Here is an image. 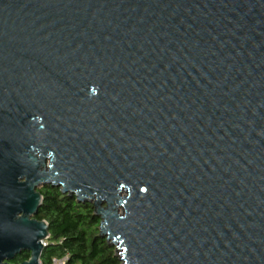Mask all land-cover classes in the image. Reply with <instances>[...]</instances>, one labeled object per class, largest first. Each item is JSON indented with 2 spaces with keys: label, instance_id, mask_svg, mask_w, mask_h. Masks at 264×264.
I'll use <instances>...</instances> for the list:
<instances>
[{
  "label": "water",
  "instance_id": "1",
  "mask_svg": "<svg viewBox=\"0 0 264 264\" xmlns=\"http://www.w3.org/2000/svg\"><path fill=\"white\" fill-rule=\"evenodd\" d=\"M46 185L122 264H264V0H0V264Z\"/></svg>",
  "mask_w": 264,
  "mask_h": 264
},
{
  "label": "trees",
  "instance_id": "2",
  "mask_svg": "<svg viewBox=\"0 0 264 264\" xmlns=\"http://www.w3.org/2000/svg\"><path fill=\"white\" fill-rule=\"evenodd\" d=\"M44 201L36 218L49 223L50 236L41 256V264H122L115 247L99 235L100 220L88 202H79L75 196L62 194L59 188L44 186L40 189ZM29 258L20 253L14 263Z\"/></svg>",
  "mask_w": 264,
  "mask_h": 264
},
{
  "label": "rangeland",
  "instance_id": "3",
  "mask_svg": "<svg viewBox=\"0 0 264 264\" xmlns=\"http://www.w3.org/2000/svg\"><path fill=\"white\" fill-rule=\"evenodd\" d=\"M54 264H65V262L63 260H57Z\"/></svg>",
  "mask_w": 264,
  "mask_h": 264
},
{
  "label": "flooded vegetation",
  "instance_id": "4",
  "mask_svg": "<svg viewBox=\"0 0 264 264\" xmlns=\"http://www.w3.org/2000/svg\"><path fill=\"white\" fill-rule=\"evenodd\" d=\"M46 186H50V185H46ZM43 187H44V186H43ZM43 187H42V188H43Z\"/></svg>",
  "mask_w": 264,
  "mask_h": 264
}]
</instances>
